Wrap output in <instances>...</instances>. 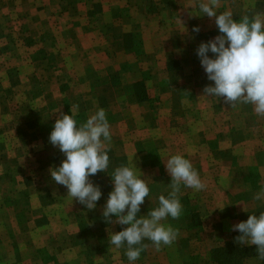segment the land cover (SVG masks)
Listing matches in <instances>:
<instances>
[{
  "label": "rangeland",
  "instance_id": "obj_1",
  "mask_svg": "<svg viewBox=\"0 0 264 264\" xmlns=\"http://www.w3.org/2000/svg\"><path fill=\"white\" fill-rule=\"evenodd\" d=\"M29 4L8 5L0 15V264H128L124 249L108 244L109 232L122 228L105 223L102 210L112 168L133 156L152 197L140 215L167 195L170 155L189 159L207 186L182 189L183 213L168 221L178 230L176 240L159 252L150 246L136 264H218L214 250L249 247L236 243L232 226L264 211L253 200L264 188V117L251 105L202 97L213 82L196 54L147 53L151 25L134 0H124L123 12L110 5L104 24L90 12L92 19L76 23L81 36L73 38L69 22L59 29L65 17L53 18L55 36H40L48 26L46 6ZM217 10L238 19L264 13V0H219ZM203 27L209 32L202 42L219 34L214 18ZM111 40L115 53L104 51ZM98 108L111 126L110 168L89 178L103 193L89 211L52 180L50 167L65 157L49 135L61 113H74L80 124Z\"/></svg>",
  "mask_w": 264,
  "mask_h": 264
},
{
  "label": "clouds",
  "instance_id": "obj_2",
  "mask_svg": "<svg viewBox=\"0 0 264 264\" xmlns=\"http://www.w3.org/2000/svg\"><path fill=\"white\" fill-rule=\"evenodd\" d=\"M218 6L219 0H201L199 15H194L214 18L219 33L196 50L207 79L213 82L204 87L202 97L222 98L231 107L251 105L255 115L264 117V13L236 19L231 11L218 12ZM192 31L198 33L200 29L194 27ZM74 115L61 113L54 123L49 143L65 159L59 166L50 167L49 173L55 183L67 189L72 203L75 200L92 211L103 193L89 178L110 168L106 145L111 142V126L103 108L80 124ZM133 157L130 163L112 168V190L102 210L105 223L122 228L109 232L108 244L124 249L128 264H136L150 246L157 252L170 246L178 230L168 221L179 220L183 213L182 189L200 192L207 187L189 159L170 155L164 163L171 179L167 195H158L156 205L140 215L145 198L152 204V197L149 180L133 163ZM253 200L264 205V188L254 193ZM232 231L239 233L236 243L255 246L257 258L264 261V211L249 214L246 221L233 225Z\"/></svg>",
  "mask_w": 264,
  "mask_h": 264
},
{
  "label": "crops",
  "instance_id": "obj_3",
  "mask_svg": "<svg viewBox=\"0 0 264 264\" xmlns=\"http://www.w3.org/2000/svg\"><path fill=\"white\" fill-rule=\"evenodd\" d=\"M31 2L37 7L46 6L45 11L49 15L47 17L48 26L40 32V36L46 31L50 35L52 31L51 22L54 21L53 18L57 20L59 17H65L59 29L63 28L65 23L69 22L72 29H67H69V36L72 38L73 34H77L78 37L81 36L79 33H76L78 29L77 27L75 28V25L79 21L88 22V20L92 19L89 16L90 12L99 19H94L95 21L104 24L110 5L121 6L123 12V7L127 3L122 5L124 0H0V15L8 13L9 11L7 9L10 8L9 6L15 3L19 6L22 5V7L25 4L27 7ZM199 2L201 0H134V3L140 8L138 14L150 21L151 25L149 31L145 34L148 39L147 53H162L164 56L172 53L196 54L197 48L202 43L204 32H209L203 30V20L207 19V16H194L199 15ZM93 7L97 8L96 12H92ZM110 13L112 12L109 10ZM33 19L35 23L39 22V24H43V21L38 16H35ZM194 27H199L200 31L198 33L193 32L192 29ZM55 33L53 31L51 35L53 34L55 36ZM107 38L112 39L113 37L110 35ZM111 47L112 40L109 45L104 47V51L109 49L110 53H115L116 49L111 51ZM163 68L164 72L169 71L167 60L164 61Z\"/></svg>",
  "mask_w": 264,
  "mask_h": 264
},
{
  "label": "trees",
  "instance_id": "obj_4",
  "mask_svg": "<svg viewBox=\"0 0 264 264\" xmlns=\"http://www.w3.org/2000/svg\"><path fill=\"white\" fill-rule=\"evenodd\" d=\"M212 254V259L218 264H244L245 260L257 257L255 246L237 247L234 244H228L224 249L214 250Z\"/></svg>",
  "mask_w": 264,
  "mask_h": 264
}]
</instances>
